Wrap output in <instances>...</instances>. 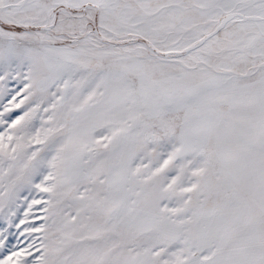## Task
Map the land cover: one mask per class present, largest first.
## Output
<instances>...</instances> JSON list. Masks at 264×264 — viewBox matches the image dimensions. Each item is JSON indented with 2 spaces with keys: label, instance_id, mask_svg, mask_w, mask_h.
I'll use <instances>...</instances> for the list:
<instances>
[{
  "label": "snow or ice",
  "instance_id": "snow-or-ice-1",
  "mask_svg": "<svg viewBox=\"0 0 264 264\" xmlns=\"http://www.w3.org/2000/svg\"><path fill=\"white\" fill-rule=\"evenodd\" d=\"M0 264H264V0H0Z\"/></svg>",
  "mask_w": 264,
  "mask_h": 264
}]
</instances>
